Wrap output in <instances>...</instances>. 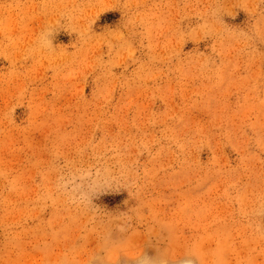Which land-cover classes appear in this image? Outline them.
<instances>
[{
    "label": "rangeland",
    "instance_id": "1",
    "mask_svg": "<svg viewBox=\"0 0 264 264\" xmlns=\"http://www.w3.org/2000/svg\"><path fill=\"white\" fill-rule=\"evenodd\" d=\"M0 264H264V0H0Z\"/></svg>",
    "mask_w": 264,
    "mask_h": 264
}]
</instances>
